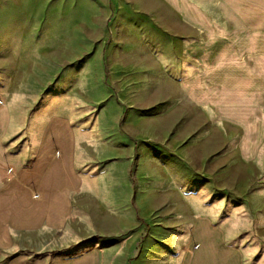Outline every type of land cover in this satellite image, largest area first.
Listing matches in <instances>:
<instances>
[{
    "label": "rangeland",
    "instance_id": "1",
    "mask_svg": "<svg viewBox=\"0 0 264 264\" xmlns=\"http://www.w3.org/2000/svg\"><path fill=\"white\" fill-rule=\"evenodd\" d=\"M164 9L162 0H0V193L31 166L22 144L33 121H68L84 155L63 225L22 228L0 213V264H182L195 217L226 232L243 264H264V76L208 61V44L189 64L196 80L174 75L170 57L184 52L158 43L176 23ZM175 152L195 169L208 159V177L179 171L168 162Z\"/></svg>",
    "mask_w": 264,
    "mask_h": 264
},
{
    "label": "crops",
    "instance_id": "2",
    "mask_svg": "<svg viewBox=\"0 0 264 264\" xmlns=\"http://www.w3.org/2000/svg\"><path fill=\"white\" fill-rule=\"evenodd\" d=\"M162 5L165 8L164 12L173 17V22L176 23L173 26L165 24L162 27L165 29H160L164 41L158 43L178 44L184 52V56L181 53L179 56L170 57L174 75L195 79L196 74H193L192 70L195 66L189 64L192 58L197 60L196 46L208 44V61L227 62L224 64L226 69H230L229 61H231V67L235 66L231 69L237 71L235 75L264 76V70L255 67L256 61H264V0H162ZM168 28L178 29V32H169ZM192 82L195 83L194 80ZM192 91H195V87ZM199 91L208 93L202 87ZM207 99L206 96L204 100H199L204 101L199 104L200 108L206 106ZM37 122L30 123L26 139L22 144L23 161L31 162V166L22 168L16 179L0 193V213L10 214L12 225L22 228H34L45 222L52 226L63 225L66 212L71 206L69 194L83 181L80 177L81 181L78 182L79 176L75 165L84 163V155H80L79 150L77 153L74 152L73 140L70 142L68 135L70 133L73 139L74 133L70 123L64 119H55L46 127L47 121H43L44 126H40ZM20 126L17 113L12 111L10 130L18 131ZM44 127L46 129H43ZM206 135L207 130H204L195 136L193 140L195 148L205 141ZM192 146L193 144L188 146V149ZM181 147L179 146L178 149H182ZM202 155L206 153L202 151ZM173 156L174 158L168 162L176 164L179 171L187 170L195 175V178L208 177V159L205 157L202 156L201 165L195 169L180 152H175ZM139 159L142 162L143 159L147 160V156ZM148 162L153 167L162 166L153 158ZM96 165V163L91 165L93 171ZM138 165L140 166L139 163ZM99 179L100 176L94 177V188L99 186ZM205 190H208L206 185L196 194L203 198L208 194ZM180 197L184 199L182 191ZM187 204L189 205L188 202ZM26 216L28 219H25ZM193 219L192 243L188 250L187 261L184 260L182 264H243L241 252L225 246L226 232L214 227L209 218ZM194 245L196 249L192 252L191 248Z\"/></svg>",
    "mask_w": 264,
    "mask_h": 264
}]
</instances>
